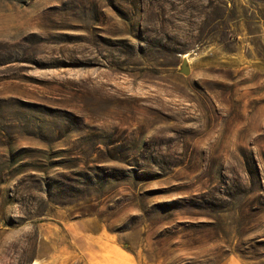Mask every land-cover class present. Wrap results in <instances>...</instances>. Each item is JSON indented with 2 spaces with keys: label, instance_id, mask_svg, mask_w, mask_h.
<instances>
[{
  "label": "rangeland",
  "instance_id": "374dc122",
  "mask_svg": "<svg viewBox=\"0 0 264 264\" xmlns=\"http://www.w3.org/2000/svg\"><path fill=\"white\" fill-rule=\"evenodd\" d=\"M0 264H264V0H0Z\"/></svg>",
  "mask_w": 264,
  "mask_h": 264
},
{
  "label": "water",
  "instance_id": "95a60500",
  "mask_svg": "<svg viewBox=\"0 0 264 264\" xmlns=\"http://www.w3.org/2000/svg\"><path fill=\"white\" fill-rule=\"evenodd\" d=\"M180 72L188 74L190 72L189 65L186 58H183L180 65Z\"/></svg>",
  "mask_w": 264,
  "mask_h": 264
}]
</instances>
